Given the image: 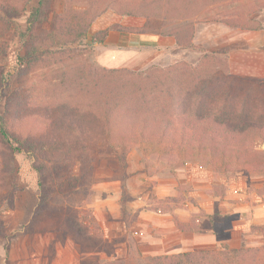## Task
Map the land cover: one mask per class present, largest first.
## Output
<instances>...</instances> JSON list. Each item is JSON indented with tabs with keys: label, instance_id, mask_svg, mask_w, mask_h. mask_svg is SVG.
Masks as SVG:
<instances>
[{
	"label": "trees",
	"instance_id": "1",
	"mask_svg": "<svg viewBox=\"0 0 264 264\" xmlns=\"http://www.w3.org/2000/svg\"><path fill=\"white\" fill-rule=\"evenodd\" d=\"M97 1L0 0V24L6 30L15 23L14 16L23 15L35 3L25 26L15 27L24 51L19 77L42 71L47 74L43 73L38 83L19 85L8 95L0 92V204L14 199L16 187L7 177L14 172L16 153L24 152L32 160L39 189L38 203L24 232L68 231L83 250L102 251L104 236L95 217H88L91 209L87 208L93 195L96 162L108 151L126 160L142 143L180 156L181 164L199 162L228 177L238 172L260 175V195L264 197L263 79L233 76L228 58L214 53H204L196 65L182 60L139 71L78 61L92 51L87 40L89 30L108 10L144 18L145 23L141 27L113 24L93 35L94 42H102L111 29L159 33L174 37L180 49H201L193 43L194 18L209 0ZM79 3L87 6L78 8ZM156 7L165 14L154 12ZM222 13L205 21L264 30L258 20L244 21ZM49 22L50 28H44ZM54 68L57 70L50 73ZM54 80L65 90L74 91V104L65 98L62 104L49 101L43 105L41 91ZM217 94L223 100L239 101L241 113L228 115L210 109L207 102ZM64 199L69 201L66 206L60 205ZM121 200H126L124 179ZM174 218L180 230H190ZM44 219H50L47 226H43ZM252 228L264 237V226ZM3 234L0 230V236ZM238 252L200 250L150 257L129 254L82 264H224Z\"/></svg>",
	"mask_w": 264,
	"mask_h": 264
},
{
	"label": "rangeland",
	"instance_id": "2",
	"mask_svg": "<svg viewBox=\"0 0 264 264\" xmlns=\"http://www.w3.org/2000/svg\"><path fill=\"white\" fill-rule=\"evenodd\" d=\"M34 4L29 6V10ZM206 4L201 7L203 11L194 18L202 26L210 23L214 28L223 24L205 21V18L223 11L222 14L227 12L237 15L244 21L258 20L264 26V0H209ZM86 6V3L77 4L78 8ZM58 10L56 6L55 11ZM28 11L14 16L15 23L8 30L0 24V92L4 95H8L19 85H29L33 81L38 83L44 74L47 76L42 71L30 73L25 78L19 77L20 69L23 68L21 57L24 51L15 27L25 26ZM155 11L165 14V10L159 7ZM114 15L119 14L108 10L101 16H105L106 21H111ZM44 28H50V22ZM203 30L204 28L199 34L201 39L204 37ZM261 35L264 37V33ZM250 39L240 36L237 45L239 50L248 47L246 56L237 57L232 63L226 51L216 49L211 42L206 45L207 49L202 46H198L201 49H191L190 60L187 62L196 65L200 59L195 55H200L201 58L204 53H214L228 58L233 76L264 80V39ZM87 40L92 45V51L78 60L86 64L96 63L106 68L139 71L152 65L165 67L184 60L178 55L175 60H171L168 53L159 54L160 49L151 46L142 50L144 61H130V56L129 61H120L114 57L113 51L97 50L93 44L98 42H94L89 36ZM260 45L263 46L262 49L259 48ZM106 56L111 61H98ZM184 57L189 58L188 55ZM231 64L246 75L233 74ZM56 70L54 68L50 73ZM51 82L41 91L43 105L49 101L52 105L62 104L67 101L65 98L73 104L76 102L72 89L65 90L55 80ZM207 106L228 115L241 113L239 101L223 100L218 94L208 100ZM181 161L180 156L171 155L148 143L133 148L126 160L119 159L111 151L106 152V156L96 162L93 195L87 206L91 209L88 217H95L105 243L102 251L87 252L68 231L24 232L23 227L31 219L38 203L39 189L31 158L24 152L16 153L14 172L7 177L16 187L14 199L0 204V230L4 233L0 236V264H82L96 259L126 258L129 254L150 257L184 251L228 252L232 249H238L239 252L229 258V263L223 260L224 264H264V237L252 228L264 226V197L260 195L263 177L248 176L244 172L228 177L199 162L187 161L181 164ZM122 179L126 184L124 201L121 200ZM161 192L165 196L159 198ZM68 203L66 199L60 201L62 206ZM193 207L199 211L194 212ZM159 210L162 212L159 213ZM143 211L151 216L171 213L176 217H191V221L186 224L190 230H177L175 233H160L151 227L142 230L136 225L135 219ZM257 211L259 217H255ZM49 222L50 219L42 220L43 226H47Z\"/></svg>",
	"mask_w": 264,
	"mask_h": 264
},
{
	"label": "crops",
	"instance_id": "3",
	"mask_svg": "<svg viewBox=\"0 0 264 264\" xmlns=\"http://www.w3.org/2000/svg\"><path fill=\"white\" fill-rule=\"evenodd\" d=\"M225 15L226 17L229 16L237 17V15H230L227 12L225 13ZM105 16H101L100 18H98L91 26L88 35L89 38H92L93 35L96 34L97 32L109 28L115 22L126 27H141L145 23L144 18L114 15L113 20L106 21L104 18ZM202 28H204L203 39L199 37ZM262 33H264L262 30L259 31L241 30L239 28L229 27L225 24H220L214 28L210 25V23H206L205 26H202L199 20H197L196 32L193 39V43L196 46H202L204 48H206V45L209 42L215 44L216 49L226 51L229 57V61L232 63V61H235L237 57L242 58L246 56V52H247L246 50L248 49V47L247 49L239 50V46L237 45L238 42L240 41V36L245 39H249V38L255 39L256 37H260L261 39H264V37L261 35ZM93 45L97 50L104 49V51L106 52L113 51L114 57H116V59H119L120 61H129L128 60L129 56L132 57L130 61H144L142 50L145 47H151V46L160 49L159 54L168 53V57L171 60H175L176 56L178 55V56H182L181 59L189 61L190 60L189 52H191V49L184 50L178 48L174 37L164 36L159 33L139 34V33H128V32L109 30L108 35L106 36L103 42L94 43ZM259 48L262 49L263 46L260 45ZM132 53L134 55H132ZM186 55H188L189 58H185L184 56ZM133 56L135 58H133ZM195 57H197L198 60L200 59V55H195ZM106 60L111 61L108 58V56H106L105 59H99L98 61H106ZM231 68L233 74L246 75V73H240L238 69H236L233 66V64H231ZM162 196H165V193L163 192L159 193V198H161ZM218 200H220V198ZM258 206L259 209H262L261 205ZM192 210H195L194 212L199 211V209L195 207H193ZM161 212L162 211L159 210V213ZM222 213L223 211L221 212V214ZM259 216L260 215L258 214V211L255 212V217H259ZM176 218L178 219L179 222H181L185 226H188L186 224L191 221V217L184 216V217H176ZM135 223L142 230L151 227L160 233H169V232L175 233L177 230L182 231L177 227L175 223V218L171 213L164 214L163 216L160 214H155L151 216L150 214L143 211L139 214V217H136Z\"/></svg>",
	"mask_w": 264,
	"mask_h": 264
}]
</instances>
